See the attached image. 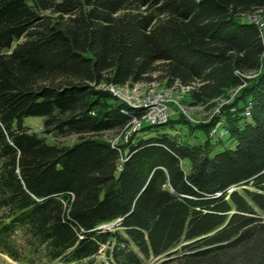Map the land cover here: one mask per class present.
I'll return each mask as SVG.
<instances>
[{
  "label": "trees",
  "instance_id": "16d2710c",
  "mask_svg": "<svg viewBox=\"0 0 264 264\" xmlns=\"http://www.w3.org/2000/svg\"><path fill=\"white\" fill-rule=\"evenodd\" d=\"M152 82L218 113L112 143ZM0 255L264 264V0H0Z\"/></svg>",
  "mask_w": 264,
  "mask_h": 264
},
{
  "label": "rangeland",
  "instance_id": "374dc122",
  "mask_svg": "<svg viewBox=\"0 0 264 264\" xmlns=\"http://www.w3.org/2000/svg\"><path fill=\"white\" fill-rule=\"evenodd\" d=\"M256 20H259V27L263 25V22H261L260 17L256 18ZM256 74V73H255ZM255 74H249L245 78H251L254 77ZM105 88L108 91L112 89L114 94L110 92L114 97H116L118 100L121 102L125 103H143L146 100H151L152 98L158 99V105H154L153 107H159L161 108V112L165 110L164 115L167 116V120L170 119H175L178 117V114L181 113L185 117H187L191 122H204L207 121L213 114L218 113V108H213L212 111H207L206 109H203L202 107H197V106H189L185 99L186 97V90L185 89H170L166 88L163 85L157 83V82H152V83H138L132 86H125V87H119V86H103L100 85V88ZM238 91V89H235L231 92H229L230 98L233 96ZM222 101V100H220ZM228 102V101H222V103ZM24 125L31 127L34 130H39V126L42 123V118L40 117H26L24 119ZM147 123H142V129L137 131L134 134V139H141V138H147L151 137L154 134L157 133V131H160L162 128L161 127H150V128H145L147 127ZM131 125H129L126 129H124L119 135H112L107 134L108 137H113L112 143H115L119 138L123 140V142H126L127 138L124 140L123 136L128 134L130 132V135L133 133L131 132ZM217 128V127H216ZM72 140H74L73 136H70L66 138L65 140H60L66 143H71ZM156 258H153L151 260V263L155 261ZM162 259H159L158 261H161ZM0 264H12V262L6 258L3 255H0Z\"/></svg>",
  "mask_w": 264,
  "mask_h": 264
},
{
  "label": "built area",
  "instance_id": "2783aa9c",
  "mask_svg": "<svg viewBox=\"0 0 264 264\" xmlns=\"http://www.w3.org/2000/svg\"><path fill=\"white\" fill-rule=\"evenodd\" d=\"M248 76V75H247ZM245 75V77H247ZM113 87V86H110ZM110 92H112L114 94V92L112 91V89L109 90ZM129 106L131 107H135V108H141L143 110V114L139 119H133L130 123L131 126V132H134L136 130H138L141 126L142 123H147V124H160L163 123L167 120V116L164 115L165 110L163 112H161V108L159 107H153L154 105H158V99H156L155 97L152 98L151 100H146L145 102L139 104H135V103H127ZM130 134V132L126 135L123 136V139L125 140L126 137ZM111 225H106V226H102L103 229L108 228Z\"/></svg>",
  "mask_w": 264,
  "mask_h": 264
},
{
  "label": "water",
  "instance_id": "95a60500",
  "mask_svg": "<svg viewBox=\"0 0 264 264\" xmlns=\"http://www.w3.org/2000/svg\"><path fill=\"white\" fill-rule=\"evenodd\" d=\"M67 197L66 196H63V199L65 200Z\"/></svg>",
  "mask_w": 264,
  "mask_h": 264
}]
</instances>
